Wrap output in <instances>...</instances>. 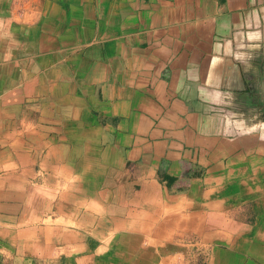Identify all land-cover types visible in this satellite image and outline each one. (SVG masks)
Here are the masks:
<instances>
[{"label": "crops", "instance_id": "0c3cea01", "mask_svg": "<svg viewBox=\"0 0 264 264\" xmlns=\"http://www.w3.org/2000/svg\"><path fill=\"white\" fill-rule=\"evenodd\" d=\"M262 127L264 0H0V264H264Z\"/></svg>", "mask_w": 264, "mask_h": 264}, {"label": "flooded vegetation", "instance_id": "af4514ba", "mask_svg": "<svg viewBox=\"0 0 264 264\" xmlns=\"http://www.w3.org/2000/svg\"><path fill=\"white\" fill-rule=\"evenodd\" d=\"M235 74H237V73H234L233 72V75L232 76H236ZM240 82H242V81H239V80H236V81H234V83H233V85L235 84H237L238 85V87H239V91L240 92H242V93H245V91H247L248 89L247 88H244V87H240V85H241V83ZM243 83V82H242ZM235 104V102L234 103H232L230 106H231V108H236L237 106L236 105H234ZM245 104V105H244ZM243 104V102H242V106L240 107L239 106V108H237V109H240V110H245V111H252L253 109H257V106H256V101H254L253 103L252 102H249V101H247V100H245V103ZM244 106V107H243ZM241 114V113H240ZM238 115L239 117H241L242 115ZM251 117V116H250ZM236 118H238V117H236ZM242 118V117H241ZM254 119L255 118H252L251 119V123H254ZM233 121H234V119H233ZM242 121L243 120H241V123H242ZM235 122V121H234ZM244 122H245V120H244ZM247 122V121H246ZM245 122V123H246ZM263 123V122H262ZM261 123V124H262ZM252 126H254L253 124H252ZM236 129V128H235ZM263 131V132H262ZM261 136L263 137L264 136V127H262L261 128ZM234 136H237V134H232L231 135V137H232V141H234L235 143H237V144H239L238 142V140L236 139V137H234ZM236 141H238V142H236ZM249 145H252V144H249Z\"/></svg>", "mask_w": 264, "mask_h": 264}, {"label": "rangeland", "instance_id": "374dc122", "mask_svg": "<svg viewBox=\"0 0 264 264\" xmlns=\"http://www.w3.org/2000/svg\"><path fill=\"white\" fill-rule=\"evenodd\" d=\"M235 96V98H232V99H230V100H227L228 99V97H226L225 99H224V102H226V104L227 103H234L235 102V100H236V102L237 101H239V100H241V99H244V98H241V97H244V95H239L238 97H237V95H234ZM223 104H225V103H223Z\"/></svg>", "mask_w": 264, "mask_h": 264}]
</instances>
